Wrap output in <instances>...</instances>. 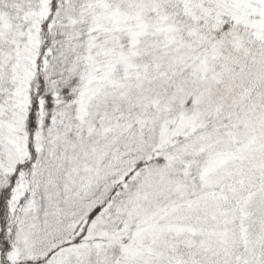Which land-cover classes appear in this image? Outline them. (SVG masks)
Masks as SVG:
<instances>
[{
  "label": "snow or ice",
  "instance_id": "snow-or-ice-1",
  "mask_svg": "<svg viewBox=\"0 0 264 264\" xmlns=\"http://www.w3.org/2000/svg\"><path fill=\"white\" fill-rule=\"evenodd\" d=\"M0 264H264V0H0Z\"/></svg>",
  "mask_w": 264,
  "mask_h": 264
}]
</instances>
